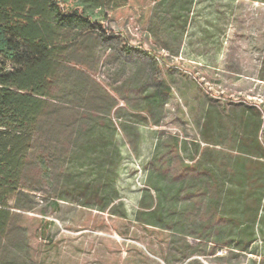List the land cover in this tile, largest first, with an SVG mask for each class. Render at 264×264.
Listing matches in <instances>:
<instances>
[{"label": "rangeland", "instance_id": "obj_1", "mask_svg": "<svg viewBox=\"0 0 264 264\" xmlns=\"http://www.w3.org/2000/svg\"><path fill=\"white\" fill-rule=\"evenodd\" d=\"M102 25L113 39L69 58L50 179L31 166L0 264H264V0H131Z\"/></svg>", "mask_w": 264, "mask_h": 264}, {"label": "trees", "instance_id": "obj_2", "mask_svg": "<svg viewBox=\"0 0 264 264\" xmlns=\"http://www.w3.org/2000/svg\"><path fill=\"white\" fill-rule=\"evenodd\" d=\"M130 1L0 0V237L9 211L17 208L10 202L28 190L31 166L39 180L50 179L52 152L40 140L72 52L111 41L113 33L102 22ZM122 51L132 49L124 45ZM168 191H160L166 200Z\"/></svg>", "mask_w": 264, "mask_h": 264}]
</instances>
